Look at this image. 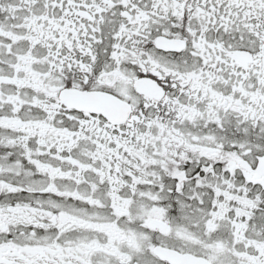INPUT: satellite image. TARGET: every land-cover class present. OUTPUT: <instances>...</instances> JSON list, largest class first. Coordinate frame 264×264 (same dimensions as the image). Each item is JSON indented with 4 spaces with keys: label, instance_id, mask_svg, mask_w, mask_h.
<instances>
[{
    "label": "snow or ice",
    "instance_id": "1",
    "mask_svg": "<svg viewBox=\"0 0 264 264\" xmlns=\"http://www.w3.org/2000/svg\"><path fill=\"white\" fill-rule=\"evenodd\" d=\"M0 264H264V0H0Z\"/></svg>",
    "mask_w": 264,
    "mask_h": 264
}]
</instances>
